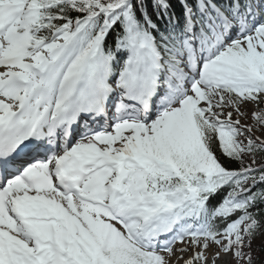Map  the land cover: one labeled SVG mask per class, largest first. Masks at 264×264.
<instances>
[{
    "label": "snow or ice",
    "instance_id": "1",
    "mask_svg": "<svg viewBox=\"0 0 264 264\" xmlns=\"http://www.w3.org/2000/svg\"><path fill=\"white\" fill-rule=\"evenodd\" d=\"M264 264V0H0V264Z\"/></svg>",
    "mask_w": 264,
    "mask_h": 264
},
{
    "label": "rangeland",
    "instance_id": "2",
    "mask_svg": "<svg viewBox=\"0 0 264 264\" xmlns=\"http://www.w3.org/2000/svg\"><path fill=\"white\" fill-rule=\"evenodd\" d=\"M219 264H223V261H220Z\"/></svg>",
    "mask_w": 264,
    "mask_h": 264
}]
</instances>
